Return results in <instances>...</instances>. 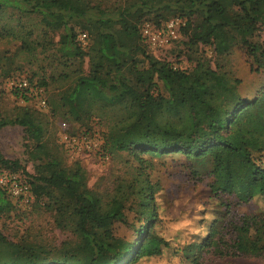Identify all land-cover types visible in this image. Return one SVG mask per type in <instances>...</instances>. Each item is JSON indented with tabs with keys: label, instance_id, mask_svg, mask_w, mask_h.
<instances>
[{
	"label": "rangeland",
	"instance_id": "obj_1",
	"mask_svg": "<svg viewBox=\"0 0 264 264\" xmlns=\"http://www.w3.org/2000/svg\"><path fill=\"white\" fill-rule=\"evenodd\" d=\"M82 1L88 7L87 14L92 22L102 12L104 17H117V9L129 7L134 0ZM169 1L160 0L156 4L157 12L173 16ZM0 25L8 30L0 38V119L19 116L27 122L0 127V152L3 158L18 161L15 174L29 186L27 199L12 196L8 200L0 193L6 202L9 201L0 203V264H22L26 255L23 245L34 244L46 252H55L62 242L76 240L74 217L69 211L63 216L56 213L54 199L45 193L47 185L33 177L53 172L69 176L77 173L80 183L84 182L103 200L113 195L117 186L127 185L134 178L141 180L138 184L149 181L152 193L149 210L155 213L149 225L150 232L165 240L166 246L161 247L159 255L143 257L133 264H195L193 256L197 257V264H264V256L221 254L203 245L212 229L214 239L221 234L227 236L225 231L230 227L231 218L240 223L243 215L251 217L264 213V196L255 195L242 203L233 196L211 195L208 159L188 163L182 152H165L164 147L163 153L138 152L136 155L124 147L119 148L129 142L163 146L164 142L184 138L181 136L182 122L190 114V105L178 99L170 104L165 101L167 93L161 82L152 77L146 59L140 54L147 49L141 45L132 49L134 61H128L121 69L123 77L119 87L125 91L124 97L111 101L86 99L74 116L66 105H61L60 95L71 90L78 76L97 74L105 78L113 74L112 66L97 55V31L81 21L75 30L87 35L80 41L82 53L77 58L67 59L58 52L61 30L46 27L40 17L4 9L0 13ZM96 25L97 29H103L107 23L102 24L98 19ZM253 39L264 46V24ZM174 46L171 51L167 50V55H173L179 46L186 47L185 43ZM203 50L182 53L178 56V66L193 64L202 52L211 67L217 64L230 80H240L237 90L243 98L253 96L263 83V76L254 71L255 63L238 44L223 57L210 54V49ZM17 72L31 75L40 83L39 89H45L48 100L45 107L38 99L25 102L3 90L5 78ZM84 129L88 130L87 139L80 142L79 147L70 146L62 138L64 133L71 135ZM37 144H41L52 159L49 173L44 170L42 164L46 158L36 149ZM261 164L264 165V152ZM0 167H3L1 163ZM191 171L200 177H191ZM223 200L228 202L230 213H226ZM126 214L128 223L115 222L113 231L125 238H139L135 229L141 220L138 221L130 209Z\"/></svg>",
	"mask_w": 264,
	"mask_h": 264
},
{
	"label": "trees",
	"instance_id": "obj_2",
	"mask_svg": "<svg viewBox=\"0 0 264 264\" xmlns=\"http://www.w3.org/2000/svg\"><path fill=\"white\" fill-rule=\"evenodd\" d=\"M159 1L134 0L129 7L117 9V17H104L102 12L92 22L87 14L88 7L82 0H0V13L11 9L19 14L36 15L46 27L60 29L58 52L67 59L77 58L82 53L78 34L85 32L75 30L81 21L97 31V55L112 66L113 74L105 78L97 74L78 76L71 90L60 95L59 102L66 105L74 116L78 115L86 99L111 101L126 95L119 87L123 77L121 69L128 61H134L132 49L143 46L147 50H141L140 54L146 59L152 77L161 82L167 93L165 101L169 104L177 99L188 102L190 114L182 122L181 136L184 138L181 141L164 142L163 146L129 142L119 145V148L124 147L136 155L138 152L163 153L164 147L165 152H182L188 163H201L208 159L211 195L233 196L242 203L255 195L264 196V165L261 164L264 152V80L253 96L243 98L237 90L240 80H230L217 64L211 67L202 52L191 65L185 63L181 67L177 62L182 53L199 51V48L210 49V54L223 57L238 44L246 57L255 63L254 71L264 78V46L253 39L260 25L264 24V0H170L169 9L173 16L169 17L157 12ZM153 12H156L154 17H149ZM170 18L180 19L179 36L156 53L146 43L141 27L145 23L161 26ZM98 19L102 24L107 23L103 29H97ZM5 32L8 30L0 25V38ZM134 39L136 42L132 43ZM178 43H185L186 47L179 46L173 55H167V50L171 51ZM10 77H26L30 85L41 86L31 75L17 72L5 78L4 91L25 102L36 101L41 96L48 104L44 88L37 95L30 94L27 88L8 89L5 82ZM26 123L19 116L0 119V127ZM87 131L70 134L79 136ZM36 149L46 158L42 165L49 173L51 157L41 144H37ZM0 163L3 166L0 170L10 173H16L19 167L17 160L3 158L1 152ZM33 177L47 185L45 193L54 199L56 213L63 216L69 211L74 217L76 240L62 242L55 252H46L34 244L23 245L26 255L22 264H133L143 257L159 255L161 247L166 246L165 240L150 232L149 225L155 213L149 210L152 205L149 181L138 184L141 180L134 178L127 185L117 186L114 194L103 200L84 182L80 183L77 173L69 176L53 172ZM191 177L200 176L191 171ZM0 193L8 200L13 198L2 185ZM8 202L0 195V203ZM223 204L226 213H230L228 202L223 200ZM129 209L138 221L141 220L135 229L139 238H125L113 231L115 222L128 223L126 210ZM229 221L230 227L225 231L227 236L221 234L214 239L215 231L212 229L203 245L221 254L264 256V213L251 217L243 215L240 223H235L232 218ZM192 261L197 264V257L193 256Z\"/></svg>",
	"mask_w": 264,
	"mask_h": 264
},
{
	"label": "built area",
	"instance_id": "obj_3",
	"mask_svg": "<svg viewBox=\"0 0 264 264\" xmlns=\"http://www.w3.org/2000/svg\"><path fill=\"white\" fill-rule=\"evenodd\" d=\"M179 18H170L165 21L161 26H152L145 23L141 27V33L145 37L146 43L154 50H160L167 46L173 39L179 36L178 28L180 26ZM86 37L85 33L79 35L81 41ZM5 85L8 89L13 88H27L30 94L37 95L41 93V89L36 88L29 84L26 77H10L6 80ZM39 104L45 107V99L41 96L38 97ZM62 125L65 127V123ZM87 133H82L79 136L63 134L62 138L68 142L70 146H78L80 142L87 139ZM88 144V143H87ZM0 185L7 189L8 193L14 197H27L29 186L23 182L15 173H10L5 170H0ZM27 199V198H26Z\"/></svg>",
	"mask_w": 264,
	"mask_h": 264
}]
</instances>
